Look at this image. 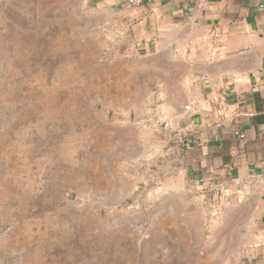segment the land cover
<instances>
[{"label": "rangeland", "instance_id": "1", "mask_svg": "<svg viewBox=\"0 0 264 264\" xmlns=\"http://www.w3.org/2000/svg\"><path fill=\"white\" fill-rule=\"evenodd\" d=\"M121 16L0 0V264H245L221 187L160 192L164 73Z\"/></svg>", "mask_w": 264, "mask_h": 264}, {"label": "crops", "instance_id": "2", "mask_svg": "<svg viewBox=\"0 0 264 264\" xmlns=\"http://www.w3.org/2000/svg\"><path fill=\"white\" fill-rule=\"evenodd\" d=\"M90 2L121 12L133 42L164 73L155 109L164 122L155 144L165 146L160 192L201 209L210 198L189 190L200 178L218 183L224 215L247 231L238 259L264 264V182L251 180L264 174V0Z\"/></svg>", "mask_w": 264, "mask_h": 264}, {"label": "built area", "instance_id": "3", "mask_svg": "<svg viewBox=\"0 0 264 264\" xmlns=\"http://www.w3.org/2000/svg\"><path fill=\"white\" fill-rule=\"evenodd\" d=\"M146 2H150V0H127V4L129 6H132V7L143 5ZM260 6L263 8L264 4H261ZM189 10L192 11L193 8H190ZM186 109H190V106H186ZM236 134L241 135L238 132H236ZM251 180L254 183H262V182H264V174L263 173H254L253 175H251ZM196 181H197V183L201 184L202 186L207 185L209 187H213V186L220 187V185L218 183H215V182L205 184L202 178L197 179ZM239 201H242V199H239Z\"/></svg>", "mask_w": 264, "mask_h": 264}]
</instances>
